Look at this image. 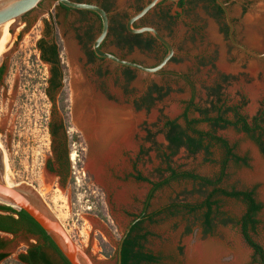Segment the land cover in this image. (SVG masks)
Listing matches in <instances>:
<instances>
[{"label": "rangeland", "instance_id": "1", "mask_svg": "<svg viewBox=\"0 0 264 264\" xmlns=\"http://www.w3.org/2000/svg\"><path fill=\"white\" fill-rule=\"evenodd\" d=\"M117 1L119 3L121 0ZM147 1L128 0L129 9L126 13L131 14L136 6ZM223 1L227 4L234 26L235 40L250 52H264V45L261 51L245 45L242 34L245 17L259 5H264V0ZM164 7L171 15L176 11L174 5L168 2L159 8ZM179 11H182L180 16L167 22L166 28L157 24L174 49L171 62L163 70L164 76L155 77L134 71L132 80L122 79L116 83L112 81L116 90L121 93L125 105L131 106L133 97L140 94L141 89L137 85L140 80L155 83L163 95L158 99L157 93H153L150 100L140 104V110L136 113L142 114V120L137 126L133 141L137 148H141V153L136 156L137 148L135 151H122L119 160L122 164L114 170L118 180L114 181L118 188L122 184H128L133 189L129 202L125 205H117L112 193H106L93 179H88L90 173L85 170V165L89 152L82 151L87 146L83 137L78 139L73 149L76 154V185L69 183L63 188L52 186V177L43 170L49 153L46 124L51 107L44 93L48 67L39 60L36 49L41 32L39 18L28 26H23L22 23L21 27L16 26L8 37L11 45L1 83L4 88L9 89V95L0 91V147L5 159L4 179L10 185L32 187L68 236L96 262L113 264L119 239L129 222L128 218L115 214L116 209H123L129 216L156 214L152 222L144 221L142 225L149 234L144 248L158 258L156 264H186L187 252L191 253L194 247L199 246L209 257L208 264H255L252 250L243 241L237 225L244 212V205L240 202L215 196L212 199L217 202L213 208L214 220L207 231L203 226L204 209L189 213L181 206L200 205L211 192V187H203L189 180L167 181L166 185L152 194L145 206L152 184L168 180L169 169L176 173H193L211 181L219 180L218 187L225 190H254L256 200L264 205V147L263 153L260 152L244 133L231 127L215 130L217 136L228 142L234 154L247 160L246 165L230 160L223 166V150L216 145L210 148L209 157L203 153L190 155L184 149L171 156L167 150L164 122L177 120L184 127L182 115L185 112L188 120H200V114L189 108V105L202 110L210 109V102L214 100L209 94L217 86L220 88L221 104L238 108L248 123L257 113L264 112V90L259 92L256 99H252L246 89L254 79L245 72L246 65L251 60L262 62L264 57L256 59L240 54L238 56L241 59L236 58L238 52L223 36L226 29L224 19L215 17L208 1L183 0ZM210 24L215 28L217 42L211 41L207 36ZM220 54H223L228 64L237 65L239 71L235 74L220 71L217 67ZM156 56L153 52L152 59L144 61L138 59L135 52L125 60L137 58V61L151 64ZM62 57L67 62L66 56ZM69 67L67 74L70 75ZM257 79H262L261 74L257 75ZM214 116V113L209 114V117ZM226 118L233 120L230 113ZM197 129L211 131L204 123L199 124ZM110 170L108 168V174ZM137 175L148 182L134 181L132 176ZM222 219L229 221L227 225L219 223ZM90 220L95 224H91ZM257 220L258 228L250 236L264 250V210L257 215ZM36 240L28 235L18 237L0 234V241L5 243L4 249L0 251L5 258L0 264H20L17 255ZM47 254L54 262L59 263L54 252L47 251Z\"/></svg>", "mask_w": 264, "mask_h": 264}, {"label": "flooded vegetation", "instance_id": "2", "mask_svg": "<svg viewBox=\"0 0 264 264\" xmlns=\"http://www.w3.org/2000/svg\"><path fill=\"white\" fill-rule=\"evenodd\" d=\"M69 1L93 4L106 13L108 20V30L105 38L98 46V49L100 51L122 60L127 59L128 57H130V55H132V53L136 52L138 59H142L144 61L152 59L151 55L153 52H155L157 56L153 59V63L151 64H145L143 61L139 60L137 61V58H129L130 62L139 64L145 68L155 67L165 56V46L154 39L150 34H132L127 30L128 20L135 13L140 11V9L150 0L143 3L142 5L136 6L133 11H131V14L126 13L129 9L127 4L128 0H121L119 3L117 0ZM206 1H208L211 5V11L215 12L217 8H214V5L211 4L210 0ZM221 1L225 3L223 0ZM165 3L167 2L162 1L157 4L141 19L134 22L132 24V28H153L162 38L168 41L159 30L157 24H162L166 28L167 22L176 17H179L180 13L182 12L179 10L182 9L183 0H180L177 3H171L172 5H174L176 10L174 11L173 15L170 14V11H166V7L159 8ZM214 4L218 7V9L221 10V8L215 3V1ZM37 17L39 18L38 22L41 26L39 40H43L44 42L41 44L40 48L36 49L39 53V60L48 67L47 78L45 79L44 93L51 107L46 124L49 142V153L48 157L44 161L43 170L45 171V174H48L49 177H52V186L63 188L69 185V183L76 185V182L78 181L76 177L74 162V157L76 156V154L73 149L78 143V139H80L81 137H83L84 139L82 132L73 122L71 89L72 72L70 70V75L69 73L67 74L69 67L68 65L70 64L67 44L70 43L77 52L76 64L81 70L84 80L87 82V84L92 86L97 93L104 96L109 101L115 100L110 93V88L116 89V86L112 83V81L116 83L122 79L124 81L132 80V74L136 70L124 66H118L110 62L109 60L98 57L96 55L93 49V43L101 31V20L97 14L86 10L70 9L60 5L54 0H42L38 4L37 9L27 13L22 17L21 23L23 24V26H28L30 23L34 22ZM224 24L228 32V27L225 22ZM223 36L225 37V39H227L231 47L238 52L236 58L241 59V57L238 56L240 54H243L246 57L251 56L256 59H260V56L257 55H261V57H264L263 52L260 54L250 52L235 40L234 26L233 40L238 46H235L229 41L227 33H223ZM168 43L171 45L169 41ZM243 49L250 52L251 54H248ZM7 54L5 57H2L0 61V91H5L4 95H9V89L6 87L4 88L1 83L3 75L5 73L4 63L7 58ZM62 55L66 56L68 64L67 62H65V60H63ZM42 58H45L49 61L46 62L42 60ZM114 67L116 68L114 69ZM69 68H71V65ZM165 68L166 66L160 71L148 75L163 77V70ZM224 77L225 76L222 75V78ZM160 81H162V78L160 79ZM137 85L138 88L141 89L139 91L140 94H136L131 100V107L135 112L140 110V104H143L144 102L150 100L153 93L156 94V91L158 90L157 85H155V83L149 82L148 80H140ZM142 89L144 90V92L142 91ZM0 95L2 96V93ZM74 128L78 131H76ZM84 141L87 144L86 148H88H82V151L88 150L89 152L88 143L85 139ZM137 149L138 152L136 156L141 153V148L138 147ZM121 164V161H118V164L109 167V169H111L109 172V177L111 178V180L113 179V181H118L116 180V174H114V170H116V168ZM88 179L91 180L93 178L90 175V177L88 176ZM132 179H134L133 176ZM134 181L136 180L134 179ZM115 214L118 217L129 219V222L126 224L124 231L119 239V245L120 242L124 240L134 223L139 221V215L129 216L128 213L123 209H116ZM0 234L18 237H24L27 235L24 231H20L15 235L3 233Z\"/></svg>", "mask_w": 264, "mask_h": 264}, {"label": "trees", "instance_id": "3", "mask_svg": "<svg viewBox=\"0 0 264 264\" xmlns=\"http://www.w3.org/2000/svg\"><path fill=\"white\" fill-rule=\"evenodd\" d=\"M215 11V17L223 18L222 11L214 4L213 0H210ZM227 33V29H225ZM137 39V38H136ZM43 40H39L36 43V48H40ZM42 60L48 62L49 60L42 58ZM223 79H226L224 77ZM157 98L160 99L163 95L159 90L156 91ZM209 97L214 101L210 102V109H199L192 104L189 108L194 109L195 112L202 117L200 120H188L186 112L183 113L184 127L177 123V120H166L163 124L164 138L167 142V150L171 156L177 154L180 149H184L190 155H196L203 153L206 157L210 156L209 150L213 145L220 147L223 150L224 160L223 166L230 160L234 163H241L246 165L247 160L240 158L234 154L233 149L229 146L228 142L220 136L215 134V130H224L226 128H234L239 132L244 133L263 153L264 147V112L257 113L250 123L247 122L246 117L242 116L238 108L226 107L221 104L220 88L217 86L211 89ZM215 114L214 117H209V114ZM231 114L233 120L230 121L226 118L227 114ZM207 124L211 129L210 132H204L197 129L199 124ZM170 177L168 180L163 181L160 184H152V189L148 194L145 202V206L152 194L160 187L166 185L167 181L173 180H189L197 182L203 187H211V192L206 196L205 200L196 206L183 205L181 208L189 213H193L197 210L204 209L203 214V226L205 230H209L212 227L214 220L213 208L217 202L212 199L217 196H223L229 199L236 200L244 205V212L241 215L237 225L240 228V233L245 244L252 250L253 263L264 264V250L253 241L250 233H254L259 225L257 215L264 210V205L256 200L254 190H225L219 188V180L211 181L209 179L202 178L193 173L181 172L176 173L169 169ZM134 179L140 182H148L146 179L135 176ZM156 214H150L145 216L141 214L139 221L134 223L130 228L128 234L122 241L120 250V264H156L158 258L146 251L144 243L146 242L149 234L144 231L142 225L144 221L152 222ZM229 221L220 220L221 225H227ZM20 231L26 232L28 236L36 238V242L27 247L22 253L17 255V261L20 264H69L64 257L59 253L53 243L45 235L42 229L23 211H17L11 207L0 204V233L15 235ZM5 243L0 241V251L4 249ZM47 251L54 252L59 258V263L54 262ZM117 250L115 251V254ZM5 258L4 254L0 253V261Z\"/></svg>", "mask_w": 264, "mask_h": 264}, {"label": "bare ground", "instance_id": "4", "mask_svg": "<svg viewBox=\"0 0 264 264\" xmlns=\"http://www.w3.org/2000/svg\"><path fill=\"white\" fill-rule=\"evenodd\" d=\"M16 26L21 27L22 24L12 19L0 24V60L6 56L10 48L11 40L8 37L10 31ZM243 26L245 45L261 51L264 45V5H259L252 10L245 17ZM207 36L211 41L217 42L216 31L212 24L208 27ZM67 49L72 72L73 122L82 132L89 146L85 170L106 193H113L114 202L117 205H125L129 202L133 189L128 184H122L118 188L107 171L109 167L118 163L122 151L135 150L133 137L142 120V114L136 113L131 106L125 105L120 92L114 88H110L114 101H109L97 93L84 80L76 64V50L70 43L67 44ZM217 67L223 73L235 74L239 71L237 65H230L225 61L223 54L219 55ZM245 72L254 79V82L247 87V93L252 99H256L259 92L264 90V60L262 62L251 60L246 65ZM258 74H261V80L257 79ZM0 151L3 156L1 147ZM3 161L5 166L4 156ZM5 183L10 186L6 180ZM90 222L95 224L93 220ZM208 263L209 257L200 246L194 247L191 253L188 251L186 254V264Z\"/></svg>", "mask_w": 264, "mask_h": 264}, {"label": "water", "instance_id": "5", "mask_svg": "<svg viewBox=\"0 0 264 264\" xmlns=\"http://www.w3.org/2000/svg\"><path fill=\"white\" fill-rule=\"evenodd\" d=\"M42 0H0V24L8 20H16L22 22V17L27 13L38 8V4ZM60 5L75 9L86 10L97 14L101 20V31L93 43L94 52L98 57L109 60L110 62L136 70L145 74H154L163 69L170 62L174 55L171 45L162 38L156 30L149 27L132 28V24L141 19L147 12L152 10L157 4L162 1L168 3H177L180 0H150L145 4L140 11L135 13L127 22V30L132 34L148 33L158 42L162 43L166 48V54L162 60L153 68H145L139 64L118 59L110 54L104 53L98 49L99 44L105 38L108 30V20L106 13L99 7L93 4L71 2L69 0H54ZM215 3L221 8L224 15V22L228 27L227 36L229 41L238 46L233 40V25L229 17L227 4L221 0H214ZM244 50V49H243ZM246 51V50H244ZM248 54L250 52L246 51ZM261 56V55H257ZM0 204L11 207L17 211L25 212L45 233L49 240L53 243L59 253L69 264H106V262H96L89 254L80 248L68 236L64 228L58 222L54 214L43 202L38 193L28 185H10L5 183L4 179V161L0 151ZM138 220V219H137ZM128 231V230H127ZM122 242L117 246V253L113 264H120Z\"/></svg>", "mask_w": 264, "mask_h": 264}]
</instances>
